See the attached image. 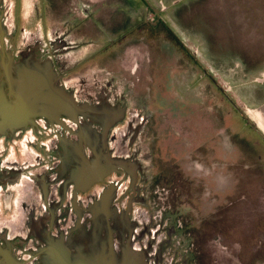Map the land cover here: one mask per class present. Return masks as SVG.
<instances>
[{
	"label": "rangeland",
	"instance_id": "obj_1",
	"mask_svg": "<svg viewBox=\"0 0 264 264\" xmlns=\"http://www.w3.org/2000/svg\"><path fill=\"white\" fill-rule=\"evenodd\" d=\"M39 4L5 0L9 31L19 9V51L47 47L100 6L93 34L68 37L79 67L65 84L146 117L134 151L160 192L133 219L148 227L144 242L167 264H264V0H70L63 21L43 22Z\"/></svg>",
	"mask_w": 264,
	"mask_h": 264
},
{
	"label": "flooded vegetation",
	"instance_id": "obj_2",
	"mask_svg": "<svg viewBox=\"0 0 264 264\" xmlns=\"http://www.w3.org/2000/svg\"><path fill=\"white\" fill-rule=\"evenodd\" d=\"M39 3L35 7L36 13L41 8L43 15L37 16V19H41L42 22L47 21L51 18L49 0H39ZM4 4L5 0H0V23L6 29L5 40L10 42V46L7 47L11 49V38L16 40L17 46L20 15L17 8L14 30L9 31L4 21ZM97 11L99 15L94 18L91 15L89 22L81 21V24V22L75 21L76 29H67L64 34L66 37L50 41L47 47L41 45V48L43 53L47 54L48 56H46L54 62L55 69L60 76L59 84L73 92L78 102L95 106L106 103L111 107H121L125 111L123 120L117 122L105 135L103 125L93 122L91 119L79 117V122H75L60 117L58 118L59 122H53L47 118L48 115H41L36 117L34 127L20 129L10 137H0V243L3 246L9 243L14 255L23 264H42L40 262L44 258L42 251L46 249L47 244L52 245V248L60 247L61 253H68L69 236L73 235L74 239L79 236L77 230L79 226L89 229L87 208L110 185L114 184L117 187L114 205L119 210L131 208L132 221H134V216L139 214V208L147 205L148 197L160 192L158 186L150 183L143 163L139 162L140 152L134 151L147 123L146 117L135 110L129 112L122 102H117L115 105L107 102L106 97H102L101 93L95 91H86L81 88L79 92L83 93L84 97L80 98L78 92L65 84V79L79 67L78 61L69 59L72 53L76 52L77 46L70 42L68 37L86 38L87 34H93L90 29L97 30L96 20L101 14L100 6ZM104 17L108 19L106 14ZM159 23L160 20L157 23H149L147 20L144 22L155 29L162 27ZM78 24L81 26L78 27ZM113 31L120 34L118 27ZM113 31H111L112 34H114ZM47 32L48 29L43 30L44 34ZM120 40L119 43L123 44ZM119 50L122 51L121 48ZM23 51H19L17 47L14 51L15 58L18 59L19 53ZM114 54V51L109 53L115 57ZM55 57H60L61 61L56 62ZM106 58L104 60H107ZM103 63L100 65L106 64ZM108 65L104 68L112 66V64ZM112 67V73H115V67ZM84 81V78L76 80L77 83H84ZM94 84L97 85L98 82L95 81ZM86 123H92V133H85L86 130L80 126H84ZM120 125H124V127L118 129ZM116 129L117 131H115ZM89 135L95 136V139L96 136L99 137L100 144L103 143L102 137L105 135L107 141L105 154L111 158L130 160L138 167L113 170L103 178L93 176L101 169V151L97 150L95 153L85 144ZM112 144H116L120 148L124 147L128 154L126 156L116 154ZM96 157L99 158L98 162L95 160L92 165L87 164ZM134 222L136 223L133 237L134 246L139 250L147 251L151 264L169 263V261L167 263L164 261L163 247L160 249L156 247L154 250V241L144 242L148 227L144 226L146 229L139 231L138 223ZM138 243L140 247L137 246ZM76 248L78 245L71 247L74 254H76Z\"/></svg>",
	"mask_w": 264,
	"mask_h": 264
},
{
	"label": "water",
	"instance_id": "obj_3",
	"mask_svg": "<svg viewBox=\"0 0 264 264\" xmlns=\"http://www.w3.org/2000/svg\"><path fill=\"white\" fill-rule=\"evenodd\" d=\"M6 29L0 23V137H10L20 129L36 125V117L48 115L50 121L59 122L58 118L79 122L78 118L91 119L103 125L105 135L117 122L123 120L125 111L121 107H111L106 103L90 105L80 103L73 92L59 84V73L51 58L44 55L41 45L35 43L19 53L16 59V40L11 38L12 48L6 44ZM83 127L86 132H93L92 123ZM105 135L100 144L99 137L89 135L85 141L95 153L101 151V169L93 174L103 178L110 171H119L124 167H138L136 163L122 158H111L104 151L107 149ZM96 159L87 164L92 165ZM117 187L112 184L100 197L87 208L89 229L79 226V236H69L68 258L55 263L47 244L42 251V264H151L146 250L134 246L133 237L136 223L130 216L131 208L119 210L115 205ZM51 242L53 241L50 240ZM76 248V254L71 247ZM0 264H23L16 258L9 243H0Z\"/></svg>",
	"mask_w": 264,
	"mask_h": 264
},
{
	"label": "crops",
	"instance_id": "obj_4",
	"mask_svg": "<svg viewBox=\"0 0 264 264\" xmlns=\"http://www.w3.org/2000/svg\"><path fill=\"white\" fill-rule=\"evenodd\" d=\"M70 0H49L51 18L62 19L65 17ZM58 22V21H57Z\"/></svg>",
	"mask_w": 264,
	"mask_h": 264
},
{
	"label": "bare ground",
	"instance_id": "obj_5",
	"mask_svg": "<svg viewBox=\"0 0 264 264\" xmlns=\"http://www.w3.org/2000/svg\"><path fill=\"white\" fill-rule=\"evenodd\" d=\"M259 120V118H257ZM261 121V120H260ZM262 122V121H261ZM60 247L58 248H52V250H50L51 254L54 256L53 258V261L55 263H59V262H62L64 261L65 259L68 258V253H61L60 252Z\"/></svg>",
	"mask_w": 264,
	"mask_h": 264
},
{
	"label": "trees",
	"instance_id": "obj_6",
	"mask_svg": "<svg viewBox=\"0 0 264 264\" xmlns=\"http://www.w3.org/2000/svg\"><path fill=\"white\" fill-rule=\"evenodd\" d=\"M175 42L179 45L180 43L178 42V40H175Z\"/></svg>",
	"mask_w": 264,
	"mask_h": 264
}]
</instances>
